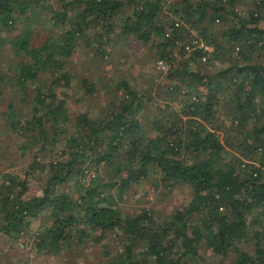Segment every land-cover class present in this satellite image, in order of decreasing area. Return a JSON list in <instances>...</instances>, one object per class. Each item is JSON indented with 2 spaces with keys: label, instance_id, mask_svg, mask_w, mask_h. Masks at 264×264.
I'll use <instances>...</instances> for the list:
<instances>
[{
  "label": "trees",
  "instance_id": "trees-1",
  "mask_svg": "<svg viewBox=\"0 0 264 264\" xmlns=\"http://www.w3.org/2000/svg\"><path fill=\"white\" fill-rule=\"evenodd\" d=\"M244 1H173L168 7L177 17L173 20L164 10L166 0H132L133 14L117 24L119 9L131 1L0 0V25L8 31L22 25L13 39L0 41L19 57L15 64L0 66V113L11 130L29 134V143H40L39 151L49 157L41 164L35 154L30 164L44 181L38 195H28L31 171L22 178L0 170L4 243L29 234L33 219L45 215L44 225L32 233L36 251L45 255L58 256L65 247L75 250L108 236L111 243L105 244L109 249L99 264H192L205 251L223 260L232 256L229 264H264V0H253L248 17L237 8ZM43 17L63 30L34 45ZM118 27L120 35L132 34L144 44L155 36L154 41L163 40L160 58L171 61L169 46L188 41L194 30L214 47L213 58L228 66L207 76L190 66L202 60V50L183 56L172 78H190L186 87L197 95L182 113L154 122L152 132L141 124L143 97L127 81L119 85L125 89L120 104H110L106 115L84 113L72 121L66 99L58 98L62 82L71 86L73 81L68 62L81 41L97 43L103 56ZM255 52L262 56L257 61ZM82 82L88 93L95 91L87 78ZM8 84L25 93L35 86L32 116L25 121L12 101L2 110ZM226 148L239 155L227 160ZM90 169L95 174L88 183L66 188L69 179ZM153 170L159 174L155 188L187 184L192 191L190 201L162 222L150 209L122 212L112 192L117 187L123 198L127 188L147 180ZM251 241L248 250L244 244Z\"/></svg>",
  "mask_w": 264,
  "mask_h": 264
},
{
  "label": "rangeland",
  "instance_id": "rangeland-1",
  "mask_svg": "<svg viewBox=\"0 0 264 264\" xmlns=\"http://www.w3.org/2000/svg\"><path fill=\"white\" fill-rule=\"evenodd\" d=\"M130 1V6L125 4L119 9V15L116 16L117 24L125 20L127 16L133 14V8L135 7L132 0ZM130 1L127 0L129 3ZM173 1L177 0H166L167 6H165L164 10L167 14L172 15L171 18L175 20L177 18L176 15L171 14L168 9ZM254 7L253 0H245L237 5L238 10L245 17L249 16V12ZM45 18L43 17L42 21L36 25L35 34L32 39L34 45H41L49 34L62 32L63 30L58 27L52 28ZM166 19L168 20L167 17ZM261 24L264 25V21ZM21 30L22 25L19 23H16L10 31L0 25V41L6 37L8 40L13 39ZM95 33L87 32L89 36H93ZM119 35L120 29L118 27L116 28V32L112 34L111 43L104 45L103 51H105V56H102L98 52L99 45L92 42V40H90V43H87V41L79 43L67 66L70 75L73 77V81L71 86H66L62 82V87L58 89L61 90L58 98L66 99L72 121H75L78 116L84 113L90 114L91 117L103 116L107 114L110 104H120L121 98L125 95V89L119 85L123 81H127L143 97V108L139 112L141 124L146 130L152 132L154 122L163 120L168 114L182 113L185 110L184 104L187 100L191 96L197 95L195 90L186 87L191 81L190 78H186V81L172 78L173 66L182 58L187 57L182 46L184 41L178 39L174 47L169 46L167 50L173 52L172 55L175 60H165L169 65V70L161 71L158 69L157 64L159 60H162L160 53L163 49L161 50L159 45L163 40L159 39L156 42L154 41L155 36L151 41L144 44L132 34L129 36ZM195 35L197 33L192 30L191 36ZM212 48L214 50V47ZM235 51L237 52V50ZM262 56L259 57L257 52L253 55L255 61ZM17 60H19V57L14 56L9 44L0 45V66L4 67L5 64H15ZM190 66L193 69L199 70L202 74L211 76L227 67L228 61L221 62L217 59L215 60L211 54L207 57L206 61L202 59L199 63H192ZM84 78H87L92 83L95 90L92 94L88 93L87 89L84 88L82 82ZM51 80L52 78L49 77V82ZM55 86L58 88V85ZM175 86H180L181 89L171 90V87ZM5 87L3 88L4 94L1 103L2 110L6 111L7 105L12 101L15 105L14 112H16L17 117H20L19 119L25 121L26 118L31 117L35 86H30L27 93L9 84ZM219 116L221 122L227 124L224 117ZM3 118H5L4 114L1 115L0 113V170L3 172H14L22 178H24L26 171H31L30 191L28 195H38L42 192L44 181L37 170L33 171L30 168V164L33 162L35 154H37L38 161L41 164L47 163L49 157L46 156L44 151H39L41 150L40 143H29L31 140L29 134L23 133L21 129L20 131L11 130L10 125H7ZM220 127L221 125H218V128ZM219 132L223 137L224 128ZM64 146L65 141L63 140L58 143L57 148L62 150ZM226 149L228 153H225L224 157L227 160L231 159L232 154L239 155L237 151L235 153L228 148ZM47 155L50 156L48 152ZM190 156L189 154H184V157L188 160H191ZM94 174L95 171L90 169L83 177L73 176L66 182L65 186L67 189L75 190L78 187V181L86 184ZM103 174L108 176L107 171L104 169ZM158 177L157 171L153 170L147 180L127 188L123 198L119 197L117 187L113 188L112 192L115 194L118 206L121 208L120 210L124 213L135 214L143 209H150L153 211L155 217L162 222L171 216L176 209L182 208L190 201L192 191L189 185L177 184L174 187H166L160 183V186L155 188L153 183ZM44 218H46L45 215L41 218L33 219V225L30 228L31 232L21 236L10 245L3 242L4 235L0 234V264H99L105 258L104 252L109 249L106 248L108 246L107 242L111 243V239L108 236L105 240L92 241L87 246L85 245L75 250L73 247H65V250L58 256L38 253L35 249L32 233L36 232L42 224L44 225L46 221ZM93 238H96V234ZM244 246L248 250L253 249L252 241L244 244ZM202 250L205 251L204 248ZM231 260L232 256L223 260L219 256L205 251L203 252V256L192 264H229Z\"/></svg>",
  "mask_w": 264,
  "mask_h": 264
},
{
  "label": "built area",
  "instance_id": "built-area-1",
  "mask_svg": "<svg viewBox=\"0 0 264 264\" xmlns=\"http://www.w3.org/2000/svg\"><path fill=\"white\" fill-rule=\"evenodd\" d=\"M182 46L184 47V50L188 55H190L195 50H202L205 53L202 58L204 61H206L207 57H209L213 52L212 46L207 44L204 39L200 38L197 35L193 36L188 41L184 42ZM157 67L161 71L169 70V65L165 60H159Z\"/></svg>",
  "mask_w": 264,
  "mask_h": 264
}]
</instances>
